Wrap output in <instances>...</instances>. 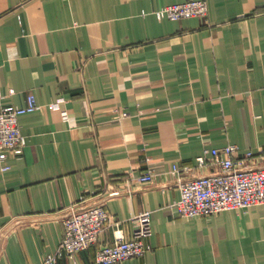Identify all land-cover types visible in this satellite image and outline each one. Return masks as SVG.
<instances>
[{"label":"crops","instance_id":"obj_1","mask_svg":"<svg viewBox=\"0 0 264 264\" xmlns=\"http://www.w3.org/2000/svg\"><path fill=\"white\" fill-rule=\"evenodd\" d=\"M186 1L0 0V98L39 104L19 117L22 153L0 161V264H40L82 197L111 224L59 264H95L144 211L148 250L121 264H264V204L196 217L171 206L175 165L264 148V0H206V17L182 20L154 13ZM148 169L153 181L139 184Z\"/></svg>","mask_w":264,"mask_h":264},{"label":"built area","instance_id":"obj_2","mask_svg":"<svg viewBox=\"0 0 264 264\" xmlns=\"http://www.w3.org/2000/svg\"><path fill=\"white\" fill-rule=\"evenodd\" d=\"M208 12L206 0L169 4L154 11L158 18L171 20L206 17ZM60 104L57 101L52 106L59 108ZM37 108L39 104L34 94L28 95L25 106H7L0 98V161H4L10 153H22L26 137L21 133L19 117ZM62 114L67 120V111L64 110ZM258 161H264V148L257 153L249 150L243 156L239 155L235 145L205 149L197 156L194 166L173 167L171 172L181 197L173 201L171 206L182 217H196L264 204V165H259ZM208 166L217 167L218 170L201 176L193 174L196 169ZM2 169L7 170L9 167L4 166ZM153 179L154 171L148 169L137 176L136 181L149 184ZM128 192L131 191L128 189ZM111 218L104 204L90 203L82 197L62 215L63 238L58 248L45 254L40 264H59L61 259H73L77 253L97 245L111 224ZM152 219L151 211L132 216L131 236L120 234L114 242L99 246L95 253V264H121L127 259L142 257L148 250L145 239L152 233ZM115 224H119V221Z\"/></svg>","mask_w":264,"mask_h":264}]
</instances>
